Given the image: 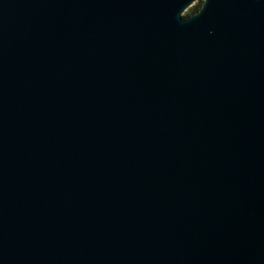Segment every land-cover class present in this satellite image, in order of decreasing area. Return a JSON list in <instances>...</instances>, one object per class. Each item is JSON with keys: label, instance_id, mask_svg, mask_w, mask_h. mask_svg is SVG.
Returning <instances> with one entry per match:
<instances>
[{"label": "water", "instance_id": "obj_1", "mask_svg": "<svg viewBox=\"0 0 264 264\" xmlns=\"http://www.w3.org/2000/svg\"><path fill=\"white\" fill-rule=\"evenodd\" d=\"M0 0V264H264V0Z\"/></svg>", "mask_w": 264, "mask_h": 264}, {"label": "rangeland", "instance_id": "obj_2", "mask_svg": "<svg viewBox=\"0 0 264 264\" xmlns=\"http://www.w3.org/2000/svg\"><path fill=\"white\" fill-rule=\"evenodd\" d=\"M202 5V0H196L193 4H191L186 10H184L183 15H187L189 13H193L198 10Z\"/></svg>", "mask_w": 264, "mask_h": 264}]
</instances>
